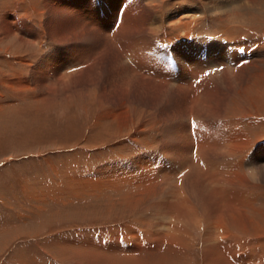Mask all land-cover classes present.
Wrapping results in <instances>:
<instances>
[{
	"label": "rangeland",
	"instance_id": "obj_1",
	"mask_svg": "<svg viewBox=\"0 0 264 264\" xmlns=\"http://www.w3.org/2000/svg\"><path fill=\"white\" fill-rule=\"evenodd\" d=\"M93 1L94 8L100 10L114 0ZM129 1L131 5L140 4L138 17L151 13L154 18L163 8L171 10L168 2L176 0ZM227 2L230 0H203L204 12L211 19L203 27L199 18L194 32L221 30L212 17L219 13L216 8L227 13ZM106 12V16H113ZM11 13L34 33L37 31L36 38L23 36L26 31L22 29L10 35L6 20ZM89 15L87 8L83 12L73 10L68 0H0V264H205V225L200 232L192 230L194 233L182 239V245L165 241L156 247L155 242L154 247L143 244L134 253L86 244V240L97 238L107 244L130 245L133 240L139 244L141 238L134 231L139 227L127 226L140 214H154L153 206L145 209L147 202H158L164 196L171 198L167 194L170 186L163 187L160 182L150 193L145 190L147 184L136 186L129 181L130 175H121L117 162L137 160L146 151H153L161 155H155L154 160L158 158L177 168L173 153L181 134L177 126L187 120L186 107L177 99L173 87L159 93V89L147 84L158 86L161 78L153 81L148 73L142 77L132 75L128 81L123 78L122 71L128 66L114 59L117 40H108L107 49L103 48L104 25L100 18L96 22ZM240 16L234 17L236 21L230 25L250 30L232 38L234 43L224 38L228 45L225 51L227 57L231 56L239 42V53L246 63L239 67L241 73L233 67L237 65L226 61L228 76H224L223 65L210 67L215 70V77L210 79L211 118L215 125L222 121L230 124L249 138L255 149L264 151V5ZM146 25L150 26L148 22ZM74 30L78 37L72 33ZM131 32L129 35H133ZM150 32L145 33L152 37H148L150 43L144 50L153 58L161 50L169 53L170 42L160 40L164 31ZM204 38V43L200 41L195 46L198 49L193 48L195 53L203 49L214 51L211 38ZM182 40H177L179 46ZM120 42L123 45L122 39ZM104 52L106 55L102 56ZM204 55L202 59L207 53ZM95 58L99 59L98 64H93ZM166 60L171 61L169 57ZM130 61L123 62L131 64ZM173 62L174 68L175 59ZM57 74L61 79H57ZM175 85L180 87L177 82ZM183 86L182 98L187 91V85ZM103 168L111 169L116 178L126 177L115 185L110 182L115 178L104 175ZM253 170L256 167L243 168V180L234 187L251 200L247 207V232L239 233L230 226V238L238 243L241 253L264 251V237H248L255 231L253 222L264 232V176L257 178ZM140 192L144 195L142 203L132 199L134 193ZM205 196L200 200L207 205L208 195ZM201 209L204 211L200 207L199 212ZM206 217L208 224L211 219ZM139 230L143 232L142 228Z\"/></svg>",
	"mask_w": 264,
	"mask_h": 264
},
{
	"label": "bare ground",
	"instance_id": "obj_2",
	"mask_svg": "<svg viewBox=\"0 0 264 264\" xmlns=\"http://www.w3.org/2000/svg\"><path fill=\"white\" fill-rule=\"evenodd\" d=\"M102 1L104 2V0H101V3ZM238 1L239 0H230V3H226L228 4L227 13L224 12L222 14L218 11V8H216L219 13L212 18L215 19L216 23L221 25V30H217L215 26L217 31L214 33L203 32L201 29L195 33L194 24L199 21V18L202 19V26L204 24L206 26L207 20L209 21V19H211V17L204 12L206 8H204L203 0H176L172 1L171 4L169 3L170 1H167V7L172 9L163 8L162 13L154 18L150 15L151 13L147 14L145 17H138L137 13L141 9L139 7L140 4L137 2V5H131L129 0H114L111 4H107L104 9L103 7L100 8V10L96 8L97 6L94 8L93 0H68L69 6L73 10L83 12V10L87 8L90 13L89 16L94 18L96 22L99 18L101 19L104 25L105 35V41L101 43L103 48L107 47L106 43L108 40H117L118 49L114 59L123 66H128L126 71H122L123 78L126 79V81L131 79L132 75L142 77L145 73H148L150 77L154 79L153 81H158L161 78L162 82L159 83L158 86L146 83L150 84L155 89H159V93H164L167 88L173 87L178 95L177 99L179 98L183 101L187 111V120L185 122L183 121V123L180 122L177 126V131L181 132V134H179L180 139L177 144H175L176 146H174L173 151L177 168L167 166L166 161L161 162L158 158L154 160V156L160 154L158 152L154 153L153 151L149 153L146 151V153L141 155L137 160L132 159V161L126 163L117 162V166L119 167L118 172L120 174L124 173L125 175H130L129 181L137 183L136 186L147 184L145 190L149 192H154L156 186L158 183L160 184V182H163V187L166 185L170 186L171 191L169 190L167 194L171 196V198L166 196L167 198L165 199L163 195L164 197L160 198L158 202L154 201L153 203L148 199L149 202H147L145 209H150V207L153 206L156 208L152 209L156 210L154 214L151 212V214H148V212L143 213L144 215L140 214L135 220L131 221L130 224L128 223L129 226L127 227L131 229L135 227H139V229L142 228L144 233L139 229L134 230L137 231L136 233H138L139 239L141 238L139 244H137L135 240H133L134 242L130 245L124 242L107 244L103 239L99 238L86 240V244H96L97 246H101V249L105 248L106 250L110 249L108 247L110 246L117 251H125L126 253L129 251L134 253V251L139 249L143 244L154 247L156 242V247H160L162 242L167 241L169 244L182 245L181 241L187 238V236L192 233V230L200 232L203 225H205V232L202 236L205 245L203 250L206 259L205 264H259L260 261L262 262L261 264H264V251L252 249L251 251L248 250L247 252L241 253V248L237 247L238 243L230 238V234H232L230 226H234L236 228L235 230L240 233L242 231L247 232L246 227L250 225V215L248 216L247 207L251 200L246 198L248 197L247 194L241 195L238 191L236 192L234 187L238 185V181L243 180L242 176L244 175L241 170L247 166L256 167V171H253L256 173L257 178L264 176V151L255 149L250 139L242 135L237 129L230 127V124L228 125L222 121V123L216 122L218 126L215 125V120L213 121L211 118L213 116V104L209 103V95L212 94V91L210 92V90H212L210 87V79L215 77V70H210L212 69L210 67L214 65H223V67H225V70H223L225 72L224 76H228V67L226 68L228 63L237 65L233 67L238 68L237 70L241 73L242 71L240 68L246 63L243 59L244 55L239 53L240 43H236L235 48L233 47L232 55L227 57L229 54L225 50L228 45H226L224 41L226 38L233 41L232 38L236 39L238 36L244 35V33L248 32L247 30L250 29L245 26L233 28L230 23H235L236 20L234 17L250 14L253 10L262 8L264 5V0H249L248 3ZM107 10L109 13L111 12L113 14L112 17H110L111 15L106 16ZM115 12L117 16H115ZM159 12L160 11H158L157 14ZM147 22L150 26L146 25ZM6 25V30L9 34L22 29L23 32L26 31L23 36L30 38L37 33V31L34 33L32 28L20 19L18 20L12 13L8 16ZM152 29L164 31V35H162L163 37L160 38V40H167L170 42L169 45L171 50L169 53H162L161 50L159 52L160 54L153 58L152 54V56H150L149 53L144 50V47L150 43L148 37H152L151 35H145V33L149 32V34H151L150 31ZM251 29H255V27ZM130 30H132L131 33H133V35H129L128 31L130 32ZM76 32L77 30L72 31L75 36L77 35ZM219 32H223V34L218 35ZM83 33L84 32H82V34ZM205 33H207V35L203 36ZM125 34H128V36ZM78 36L79 35H77V37ZM183 36V39H187L186 41L181 39ZM204 37L211 38L212 44L215 45L214 51L208 50L206 52V49H203L201 53H195L193 48L198 49L195 48V46H197L200 41L204 43V39H207ZM120 39L124 41L123 45ZM178 39L183 41L182 46L184 47L178 45ZM203 45L206 46V44ZM216 46H219V48ZM262 47L263 46H261V48ZM204 53H207L206 59H202V55L205 57ZM104 54L106 55L104 52L102 56H104ZM167 57H169L171 61L166 60ZM253 58L256 57L253 56ZM124 59H131V64L123 62ZM173 59L176 61V66L174 68L172 67V65L174 66L175 64ZM94 60L95 62L93 64L99 61V59L96 58ZM93 64L91 65L92 67ZM174 69H177L176 72H173ZM119 73L120 72H117L116 74ZM173 73H177V75L175 74L174 76ZM57 76L58 80L61 79L60 75L57 74ZM175 82L179 83L180 87L176 86ZM172 83H174V85ZM183 85H187V91L183 93L182 98L180 91L184 88ZM214 126L217 127L215 128ZM224 129L225 131L223 132ZM135 139L136 138H132L134 141ZM105 168L103 169L105 170ZM109 168L103 171V173L106 176L108 175L111 178H115L113 181H110L113 184L116 185L118 182H122V177H126L122 176L116 178L118 176L115 177L114 173H111V169ZM126 181L128 180L125 179V182ZM134 195L136 196H133L132 199H134L135 202H144V195H141V192L140 194L134 193ZM202 195H208L207 198L205 196L208 200L207 205L203 199L202 201L200 200ZM200 207H202L204 211L201 209L202 212H199L198 209ZM207 214L211 219L208 221V224ZM157 215L158 217H155ZM199 215L203 217L201 218ZM253 224L254 227L252 228H254L255 231L253 235L248 237L252 238L254 236L260 238V235L264 237V232L259 230L254 222ZM140 235H144L145 239ZM92 254L93 253L90 252L89 255L94 256Z\"/></svg>",
	"mask_w": 264,
	"mask_h": 264
}]
</instances>
